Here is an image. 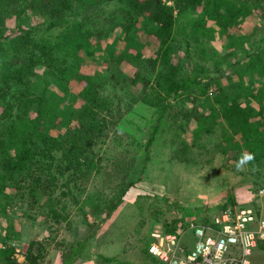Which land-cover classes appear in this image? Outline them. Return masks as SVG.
I'll return each mask as SVG.
<instances>
[{
    "label": "trees",
    "instance_id": "16d2710c",
    "mask_svg": "<svg viewBox=\"0 0 264 264\" xmlns=\"http://www.w3.org/2000/svg\"><path fill=\"white\" fill-rule=\"evenodd\" d=\"M104 2L116 3L108 11L120 32L111 43L102 44L107 32L93 29L90 18L89 28L77 20L82 19L80 6ZM263 2L0 0V211L19 191L40 216L58 223L62 211L66 216L70 213V200L82 207L88 229L83 239L58 247L61 264H77L81 258L109 261L86 247L96 234L93 227L104 224L127 199L129 188L143 178L161 119L166 116L165 121L173 124L170 117H178V101L195 107L190 120L182 124L185 130L194 121L193 143L177 142L183 148L177 155L171 146L173 155L196 152L202 145L200 137L220 123L224 133L215 149L227 161L233 160L228 155L236 150L235 158L252 154L254 159L246 165L259 175L258 167L264 164V25L246 32L242 24L251 16L264 15ZM195 9L199 12L191 18ZM8 18H12L10 27ZM100 19L105 20L102 13ZM258 30L261 33L255 37ZM179 49L181 57L176 54ZM186 58L189 66L179 63ZM64 101L68 103L63 105ZM137 102L154 108L156 123L143 144L141 172L133 177L135 159L125 161L132 151L119 137L124 131L118 121ZM105 159L111 174L103 171ZM239 173L244 174L243 169ZM262 177L252 187H240L236 197L264 190ZM154 197L146 204L149 212L164 214L173 207L171 214H178L162 222L164 232L184 234L192 225L213 219L210 205L186 207L164 195ZM236 197L227 195L217 211L232 208ZM163 204L170 207L161 208ZM14 229L9 220L3 223L0 264L43 263L47 252L34 239L24 259H18L5 242L18 236L20 230ZM149 242H143L142 250L147 251ZM258 247L264 250V240L258 241Z\"/></svg>",
    "mask_w": 264,
    "mask_h": 264
},
{
    "label": "rangeland",
    "instance_id": "374dc122",
    "mask_svg": "<svg viewBox=\"0 0 264 264\" xmlns=\"http://www.w3.org/2000/svg\"><path fill=\"white\" fill-rule=\"evenodd\" d=\"M24 3L27 5V1ZM115 4L114 2H104L95 6H86L85 4L79 7L80 15L78 18L82 19L77 21L81 23L82 27H90L87 21V18H90L93 29L97 32H107L105 38L102 39V44L104 42L111 43L115 39V35L120 32V27L115 28L113 26L111 21L113 14L108 11ZM176 11L177 8H174V13ZM198 12V9H195L190 17L195 18ZM101 13L105 18L102 22L100 19ZM183 18L187 19V17L182 16L181 19L183 20ZM6 22L7 26L10 27L12 18H8ZM258 24L261 25L260 28L263 27L264 15L251 16L242 26L244 25L247 32ZM260 33L258 30L254 36L258 37ZM262 36H264V33H262ZM181 49L176 52L178 57L183 55ZM179 63L189 66L191 61L186 58L179 60ZM246 79L247 76H244V80ZM67 103L68 101H64L63 105ZM177 104L178 117L176 119L170 117L173 124L165 121L166 116L161 119L157 133H155L149 146L148 160L142 170L143 178L129 188L127 199L123 200L118 209L112 213V216L104 224L93 227L96 234L87 241L88 251L94 255H103L110 260L101 262L97 258L90 260L81 258L77 264H150L147 251L142 250L143 242L150 239V233L154 230L163 231V223L178 215L177 213L172 215L174 208L164 204L161 208L170 207L166 209L164 214L149 212L146 204L155 200L154 196L157 194L167 196L186 207L210 205L213 208L210 215L214 217L221 212L217 211L219 202L226 199L227 195L233 194L236 197L240 194L236 193L240 187H252L255 182H261V179H263L264 164L258 167L260 174L256 175V169L250 170L246 164L237 167L240 161L238 157L235 158L238 155L237 150L232 155H228L232 156L233 160L227 161L228 157L225 158L226 160L221 157L218 150L215 149V144H220L224 133L223 125L220 123L215 125L208 134H203L200 137L198 143L201 142L202 145L196 152L188 154L187 150H184L185 152L178 157L179 150H182L183 147L178 146L177 142L193 143L191 136L194 121L185 130L182 128V124L190 120L195 107L189 101H178ZM77 105H79V102L75 106ZM67 109L64 107L65 113ZM153 111L154 108L150 105L137 102L118 121L119 129L124 131L119 133V137L130 144L132 151L126 156L125 161L135 159L133 166H131L133 170L137 168L133 177L141 172L140 166L144 157L143 144L145 139L147 140L151 136L152 126L156 123ZM197 112L196 109L194 113ZM180 119L182 122L178 130L176 125ZM178 132L181 134L179 135ZM94 146L95 144H92L91 149ZM171 146L177 150L175 152L176 156L173 155ZM111 154L112 148L108 147V160H110ZM234 160L236 161L235 166ZM103 164L107 166L106 159ZM242 169L244 174L239 173ZM103 171H109L111 174L113 170L110 166H107ZM114 175L115 172L111 175V178L114 179ZM119 175L120 169L116 171V176ZM47 196H51L50 192L47 193ZM27 198L18 191L11 197L10 204L5 208V211H0V242L4 237L3 223L9 220L15 225L14 230L17 233L20 231L16 238H10L5 242L14 248L19 260L24 259L28 244L31 239H34L39 241L47 252L41 264H61V251L58 247L64 249L74 240L83 239L85 231L88 229L83 220L82 207L79 208L77 204H73L68 200L67 208H70V213L66 216V212L62 211L60 222L55 223L40 216L36 207L32 209L33 206L28 205L30 203ZM238 198L236 197V200ZM247 198L249 200H246ZM240 207H252L260 215V218H264V190L259 189L254 193L249 191L243 193L232 208L238 209ZM172 233H175V231ZM183 240L192 245L193 236L189 230L185 233ZM252 261L254 264H264V250L256 247L253 250Z\"/></svg>",
    "mask_w": 264,
    "mask_h": 264
},
{
    "label": "built area",
    "instance_id": "2783aa9c",
    "mask_svg": "<svg viewBox=\"0 0 264 264\" xmlns=\"http://www.w3.org/2000/svg\"><path fill=\"white\" fill-rule=\"evenodd\" d=\"M252 207L229 208L210 223L189 228L193 243L185 233L154 230L147 253L154 264H254L253 250L264 240V218Z\"/></svg>",
    "mask_w": 264,
    "mask_h": 264
},
{
    "label": "clouds",
    "instance_id": "9594fccd",
    "mask_svg": "<svg viewBox=\"0 0 264 264\" xmlns=\"http://www.w3.org/2000/svg\"><path fill=\"white\" fill-rule=\"evenodd\" d=\"M253 159H254V156L252 154L246 153L240 159L239 163L237 164V167L239 168L240 166L246 164L249 161H252Z\"/></svg>",
    "mask_w": 264,
    "mask_h": 264
}]
</instances>
